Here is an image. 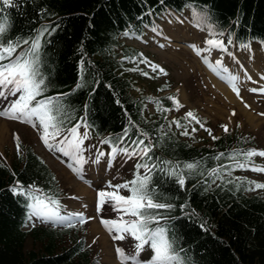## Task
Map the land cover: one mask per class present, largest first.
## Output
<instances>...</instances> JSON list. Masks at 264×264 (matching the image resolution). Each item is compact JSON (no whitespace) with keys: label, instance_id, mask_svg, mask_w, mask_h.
I'll use <instances>...</instances> for the list:
<instances>
[{"label":"trees","instance_id":"obj_1","mask_svg":"<svg viewBox=\"0 0 264 264\" xmlns=\"http://www.w3.org/2000/svg\"><path fill=\"white\" fill-rule=\"evenodd\" d=\"M198 2L207 6L220 27L231 31L236 46L251 43L264 51V0ZM185 5L186 0H14L10 6L0 4V17H7L12 35H27L30 29L49 22L59 25L47 37L50 43L44 45L42 66L51 84L48 94L68 93L64 102L72 110L70 122L83 117L89 124L88 138L94 146L100 145L109 133L118 135L131 119L154 137L153 143L164 134L155 155L177 160L205 157L206 166L211 167L229 158L227 155L218 160L211 158L215 152L246 150L253 146L255 139L236 129L205 139L196 133L183 135L175 123L169 125L172 117L184 121V113L171 115L181 107H173L170 96L178 98V95L166 85L156 95L144 92L145 88L136 83L129 68L132 63L136 66L144 63L139 56L144 52L124 41V38L143 39L171 10L181 15L187 13L196 24L191 9ZM203 29L208 36L206 28ZM133 55L136 60L121 59ZM81 59L84 60L83 74ZM149 95L161 101L158 109L151 100L152 113L145 108ZM200 118L205 123L206 118ZM13 138L11 160L5 163L0 159V264H101L86 245L79 226L24 227L28 216L27 198L14 193L9 186L16 180L25 186L35 182L42 190H51L58 197L60 185L55 172L32 145L20 141L17 151ZM254 155L247 161H253ZM235 158L244 160L242 156ZM235 171L232 169V176L247 178L239 186L231 177L227 186L217 179L206 188L196 186L198 176L189 178L184 188L159 173L152 177L160 192L171 197L159 198L176 205L164 214L175 218L172 224L179 237L177 244L186 250L191 264H264V190L250 182L264 183ZM185 201V208L180 209L179 205ZM131 238L135 250L136 241Z\"/></svg>","mask_w":264,"mask_h":264},{"label":"snow or ice","instance_id":"obj_2","mask_svg":"<svg viewBox=\"0 0 264 264\" xmlns=\"http://www.w3.org/2000/svg\"><path fill=\"white\" fill-rule=\"evenodd\" d=\"M13 3L14 0H0V4L5 6L13 5ZM185 6L191 9L196 26L206 28L208 36L205 38V45L220 51V58H217L214 63L208 55H204L202 59L218 73L226 70L223 63L225 53L231 55L233 59H238L234 53L228 50V45L233 43L231 31L220 27L211 16L207 6L200 4L198 0H186ZM41 11L44 10L41 9ZM58 27V24L49 22L30 29L27 35L21 33L12 35L7 17H0V116L31 125L38 131L39 138L47 148H56L60 152L72 156V161L68 163L72 166L73 171L83 178V168L81 167L85 160L83 143L88 135L89 124L83 117L75 120L74 123L70 122L69 117L72 115V110L64 102L68 93L48 94L51 84L42 66L44 45L50 43L47 37H50ZM153 29L156 30L155 26ZM226 32L227 43L224 40ZM244 46L245 44L242 43L241 47ZM191 47L197 53L211 50L207 47L200 48L195 43H192ZM139 56L143 58L144 62L149 61V58L143 53H139ZM136 58L135 55L121 57L122 60H136ZM148 66L152 69H159L161 73L166 71L155 62L149 63ZM80 70L83 74V59L80 62ZM244 72L247 75V69H244ZM144 74L149 75L147 72ZM261 75L264 76V73ZM247 78L252 79L250 75H247ZM224 79L239 95L240 88L237 84L240 79L239 73L229 72L224 75ZM79 86L80 82L77 84V87ZM251 91L264 92V88H252ZM146 99L155 101L157 108H161L159 98L149 95ZM241 99H243L242 96ZM170 100L173 107H181L176 95L170 96ZM116 102L120 103L118 99ZM164 111L167 109L165 108ZM232 111L235 112L234 109ZM173 123L178 129H182L183 135L191 136L196 131V124L207 128L208 132L212 133V129L204 124L192 109L184 113L183 123L177 117H172L168 124ZM81 125L84 127L83 135L80 134ZM222 127L225 132L229 131L227 123H224ZM133 129H135V134H132ZM57 137L59 139H56ZM153 138L140 124L129 119L118 135L109 133L100 141V144H107L109 149L107 151L98 149L95 156L96 161L106 158V165H112L117 156H122L125 161H130L126 167L133 174L129 179L121 180L116 184L108 180L105 182L107 187L98 188L97 210L104 204H112L119 210L117 218H106L101 215L99 219L109 233H114L112 239H124L129 234L135 239V252L132 254H126L125 249L120 245L115 248V252L124 264H129L130 261L134 264H191L186 250L177 244L179 237L172 224L175 218L164 214L165 211H171L176 205L163 202L159 198L163 196L166 200L171 197L164 196L160 192L159 187L152 179L153 175L159 173L166 179L174 180L180 188L185 187L189 178L197 176L199 179L196 186L206 188L217 179L221 184L227 186L230 183L229 177L239 186V182L247 178L232 176V169L254 168V170L264 171V168L246 162L253 154L259 153L264 156V149L249 147L246 150L229 149L226 153L217 151L211 158L218 160L224 158L225 155L229 158L225 159L223 164L215 163L213 166L207 167L205 157L177 160L155 155V149L161 146L164 134H160V140L156 143H153ZM212 138L218 139L216 136ZM15 141L17 151H19V134H16ZM237 156L244 157V160L236 159ZM131 158H135L134 161ZM250 183L255 184L256 187H264V184L258 181ZM9 187L14 193L27 198L28 216L26 222L35 217L43 221L71 225L77 221L83 222L86 219H92L82 211H62L59 198L53 195L51 190H42L41 186L35 182L25 186L22 181L16 180L15 184ZM121 189L126 190L127 194H124ZM186 204L187 201L181 203L180 209H184ZM184 214L182 212V215ZM200 227L203 228L204 224H200ZM146 248L150 250V255L146 259H141L140 253Z\"/></svg>","mask_w":264,"mask_h":264},{"label":"rangeland","instance_id":"obj_3","mask_svg":"<svg viewBox=\"0 0 264 264\" xmlns=\"http://www.w3.org/2000/svg\"><path fill=\"white\" fill-rule=\"evenodd\" d=\"M156 26V31L147 32L143 36V41L127 40L129 44H134L144 54L146 53L149 58L148 63H144V68L139 66L132 69V73L137 80L136 83L143 86L145 91L150 94H156V88L161 84H170L169 86L178 92L183 107L181 111L195 109L204 117L206 116L210 120L207 126L212 129L214 135L222 132L224 130L222 125L227 123L229 129L237 128L238 131L242 130L249 133L257 142L255 147L264 149V92L251 91L252 88H262L260 76L259 78L253 77V81H250L247 86H242L240 94L236 95L237 98L239 96L240 98L243 97L242 106L250 114H253L251 119L243 114L239 106L234 105V103H225L226 98H224V95L221 96L219 89L211 80V71L208 70L203 61L201 62V59L196 55V51L191 47V44L195 43L200 48H211V46L204 43L206 35L203 28L197 27L187 16V13L172 17L167 16L161 22L158 21ZM225 42L227 43L226 40ZM228 50L235 55H240L242 60L252 61L260 70V74L264 73V53L256 45L236 48V46L230 44ZM210 51L203 54L208 55L209 59L211 58L213 61L220 58L219 50L211 48ZM228 56L225 53L223 59ZM151 62L161 65L166 71L161 73L159 69L149 68L148 64ZM145 72L149 75H145ZM219 81L223 82V80ZM245 83L243 82V85ZM224 84L230 86V83L226 84L224 82ZM146 105L149 112H152V103L147 102ZM233 109L235 110L234 113ZM0 125L3 126V131L0 127V156L5 162H9L13 156L15 143L12 134H19L20 141L28 145L31 144L46 160L51 170L56 173L57 183L60 185L58 197H60L62 208L66 211H82L87 217H92V219L84 220V223L79 221L76 223H79L77 226H82L84 229L82 234L85 241L95 252L99 261L102 264H124L115 252L116 246H122L126 254H132L135 250L127 249L125 240L112 239L114 233H109L103 227L99 217L103 215L106 218H117L115 216H118L119 210L112 204H104L97 210V190L100 187H107L105 182L108 180L116 184L121 180L128 179L130 170L126 167V164L130 161H125L123 157L119 156L112 165H106V158L96 161L95 150L93 147L92 150L88 149V145L94 146V143L92 140L85 139L83 143L85 160L81 166L83 168V178H81L80 174L73 171L72 166L68 163L69 159H63V156L56 154L62 155L65 153L56 148L49 149L45 147L37 130L31 125L2 116H0ZM201 133L203 132L201 131ZM204 135L208 137L210 134L208 135L204 131ZM260 163V165H254L264 168V156L261 157ZM250 169L243 173L264 182V171ZM79 188H86L87 193L79 192L81 190ZM121 191L127 194L126 190L121 189ZM96 223L101 230L95 228ZM94 224L96 225L94 226ZM102 233H105L106 236L104 238L106 243L104 244L101 241ZM149 255L150 251L144 249L140 257L146 259ZM129 264H134V262L130 261Z\"/></svg>","mask_w":264,"mask_h":264},{"label":"bare ground","instance_id":"obj_4","mask_svg":"<svg viewBox=\"0 0 264 264\" xmlns=\"http://www.w3.org/2000/svg\"><path fill=\"white\" fill-rule=\"evenodd\" d=\"M203 53H207V52H200V53L196 52V55L201 59V62L203 61L205 63V65L207 66L208 70L211 71V74H210L211 80H212V82H214V84L219 89V92H220L221 96L224 95V98H226L225 99V101H226L225 103H228V102L232 103V104L234 103V105L239 106V109L242 110V112H243V114L245 116H247V117L252 119L253 118V116H252L253 114H250V112L246 108H244V106H242L243 100L240 98V96H239V98L236 97L237 93L234 91L232 85L230 84V86H228V85L226 86L224 84V82L226 84L229 83L226 79H224V75H227L229 72L239 73L240 79L237 81V84H238L239 88H241L242 86H247V84L250 81H253L252 80L253 77L259 78V76H260V79L262 80V88H264V76H262L260 74V70L256 67V65L252 61L248 62L245 59L242 60V57L240 55H235L234 54L235 57H237L238 59H233V57L231 55H229L227 58H224L223 61H225L224 65L226 66V70H222L221 72L218 73L212 67H209V65L202 59V57L204 56ZM211 61L213 63L215 62L212 59H211ZM240 65H243V67H240ZM244 69H247V75H250L252 77V79H248L247 78V75L245 74ZM219 80H223V82L222 81L220 82ZM243 82H246V83L243 85ZM251 87H253V85H251ZM222 102H224V101H222ZM244 105H246V104H244ZM0 127H1V130L3 131V126L0 125ZM79 189H81L79 192H83L84 194L87 193V189L86 188L85 189L79 188ZM96 224H94V226ZM98 226L99 225L97 224L95 226V228L100 229ZM105 237H106L105 233H102V236H101L102 244L106 243L105 240H104Z\"/></svg>","mask_w":264,"mask_h":264}]
</instances>
